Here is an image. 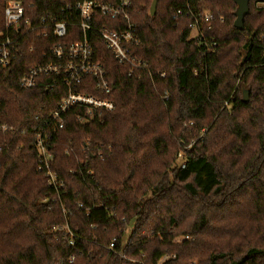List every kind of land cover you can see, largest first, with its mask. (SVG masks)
Instances as JSON below:
<instances>
[{
	"label": "trees",
	"instance_id": "trees-1",
	"mask_svg": "<svg viewBox=\"0 0 264 264\" xmlns=\"http://www.w3.org/2000/svg\"><path fill=\"white\" fill-rule=\"evenodd\" d=\"M152 1L132 0L147 70L129 75L88 31L115 108L87 123L63 115L48 146L65 193L38 169L34 140L66 87L20 85L58 39L22 31L0 67V120L13 128L0 133V264H264V0H247L242 28L238 0H159L151 15ZM62 5L28 0L27 15L34 25ZM188 7L212 13L203 37Z\"/></svg>",
	"mask_w": 264,
	"mask_h": 264
},
{
	"label": "built area",
	"instance_id": "built-area-1",
	"mask_svg": "<svg viewBox=\"0 0 264 264\" xmlns=\"http://www.w3.org/2000/svg\"><path fill=\"white\" fill-rule=\"evenodd\" d=\"M59 1L63 5L57 9V13L42 14L32 25L31 17L27 15L28 0H4L5 6L2 13L4 28L0 29L1 68H7L11 64L14 47L15 57L18 54L22 43L20 41L23 36H20L22 31H26L25 34L29 35L37 29L39 36L48 37V28H51L53 35L58 39L50 48V57L28 68L20 78V85L23 88H32L39 84L52 88L60 83L66 87V95L50 114V119L39 127L34 140L38 151V169L45 173L48 184L58 194L65 193V183L51 168L54 156L48 145L53 133L64 128L63 115L74 109L78 113V120L87 123L100 118L104 111H111L115 108L114 100L108 97L112 93L113 85L107 77L102 62L97 58L88 31H94L95 38L102 41L119 64L126 66L129 75L147 70L146 62L132 51L134 45H140L137 27L132 20V0ZM261 4L264 6V1ZM180 13H182L181 10L176 11L177 15ZM188 13L195 17L191 24L193 31L196 32L195 35L200 34L199 36L203 37L200 27L213 19L212 13L205 10L197 13L189 7ZM73 16L79 21L78 29L82 31L80 39L73 37L76 32L69 31L71 25L69 19ZM102 17L108 18L110 22L104 23L106 21ZM13 35H15V40ZM68 37L74 39L69 41ZM210 43L207 45L211 51ZM34 47L32 44L29 49L33 50ZM164 75L161 73V76ZM90 89H93V92L87 91ZM9 131H13V128L0 120V133ZM2 149L3 144L0 142V151ZM179 157H182V154ZM182 166H184V160H182Z\"/></svg>",
	"mask_w": 264,
	"mask_h": 264
},
{
	"label": "water",
	"instance_id": "water-1",
	"mask_svg": "<svg viewBox=\"0 0 264 264\" xmlns=\"http://www.w3.org/2000/svg\"><path fill=\"white\" fill-rule=\"evenodd\" d=\"M158 1L159 0H153L152 1L151 7H150V14L151 15L155 14ZM247 12H248V7H247V0H246L245 4H243V3L241 4L240 11L237 14V19L235 21V27L236 28H242L243 20H244L245 15L247 14ZM248 99H249V90H246V91H244V100L247 101Z\"/></svg>",
	"mask_w": 264,
	"mask_h": 264
},
{
	"label": "rangeland",
	"instance_id": "rangeland-1",
	"mask_svg": "<svg viewBox=\"0 0 264 264\" xmlns=\"http://www.w3.org/2000/svg\"><path fill=\"white\" fill-rule=\"evenodd\" d=\"M245 2H246V0H238L237 14H238L239 11H240V6H241V4H242V3L245 4ZM259 5L261 6V5H263V4L260 3ZM195 33H196V32L193 31L192 34L194 35ZM180 158H181V157H180ZM178 160H180V159H178ZM131 229H132V225L129 226L128 231H127V233H126V236H128V234L130 233ZM178 239H179V238H177V240H178ZM165 257H166V256H165ZM193 262H194V263H197L198 260L195 259Z\"/></svg>",
	"mask_w": 264,
	"mask_h": 264
}]
</instances>
